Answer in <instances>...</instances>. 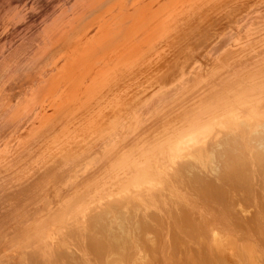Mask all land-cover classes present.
I'll return each instance as SVG.
<instances>
[{"label": "rangeland", "instance_id": "1", "mask_svg": "<svg viewBox=\"0 0 264 264\" xmlns=\"http://www.w3.org/2000/svg\"><path fill=\"white\" fill-rule=\"evenodd\" d=\"M263 63L264 0H0V223L4 225L8 219L12 222L11 232L6 230L8 225L1 228L0 224L3 235L7 233L0 238V259L12 257L17 242L28 244V250L14 254L11 261L28 264L26 254L36 245L31 243L29 248L28 235L44 223L33 213L43 209L44 213L49 210L57 215H52L57 217L55 224L45 223L47 230L43 228L45 233L50 232L46 242L53 239L56 245L63 244L57 248L56 264H83L86 256L92 257L93 264H99L101 259H96L93 252L78 251L80 235L84 233L79 229V220L90 209L94 208L91 215L96 216L111 200L137 194L139 190L135 192L136 188L127 187L126 183L128 178L139 175L131 168L139 167L140 171L146 168V161L149 166L153 163L152 159H144L146 153L139 161L114 166L120 156L130 150L136 153L140 146L147 149L148 141L159 139L156 136L160 132L171 133L162 130L164 120L193 109L196 101L214 90L232 99L239 95V109L251 106L264 111V89L243 92L242 81L241 85H230ZM143 164L145 168H140ZM110 170L116 171L111 173L115 176L109 175ZM117 176L119 182L115 183ZM75 200L78 202L72 207L74 211L71 207L66 210ZM151 208L130 210L137 216L138 212L141 216L140 212L162 211ZM240 209L235 208L238 214ZM245 209L254 211L251 206ZM237 213L239 220L241 213ZM133 214L129 210L121 212L112 222L109 232L114 231V243L131 241L133 227L129 228L132 224L128 225V221ZM30 215L33 216L28 222ZM73 221L79 222L75 224L78 228ZM231 225L241 235L235 237L237 243L226 239L233 246L230 249L239 253L240 246H244L252 252L248 257L264 255V245L255 248V239L236 245L245 233L254 234V227L247 232L239 224ZM231 225L229 229H233ZM147 229L149 234L141 230L136 241V246L140 245L136 251L142 252V257L133 247L121 264L128 259L133 262L132 255L136 254L140 259L134 256L133 264L137 260V264H144L146 258L150 261L152 255L148 254L149 258L145 253L152 254L151 249H146V240L142 243L139 239L154 236L155 230L152 228L150 233ZM99 231L94 228L93 234ZM113 235L108 233L109 238ZM194 240L186 241L182 247L179 240L174 243L177 249L181 247L179 250L161 257L163 261L156 260L159 255H153L149 263L191 264L190 259H208L214 251L213 258L223 254V248H216L214 242L210 245L211 241L198 239L201 242L197 244ZM195 244L198 251L204 248L207 254L198 252ZM143 247L147 252H143ZM194 249L200 254H195ZM224 249L227 252L226 246ZM256 261L259 263L257 259L254 264ZM207 264H213V260Z\"/></svg>", "mask_w": 264, "mask_h": 264}, {"label": "bare ground", "instance_id": "2", "mask_svg": "<svg viewBox=\"0 0 264 264\" xmlns=\"http://www.w3.org/2000/svg\"><path fill=\"white\" fill-rule=\"evenodd\" d=\"M163 30L166 29L164 28ZM245 76L247 77H244V79H241L240 81L239 79L233 80L230 85L233 86L236 84L235 86H237V84L241 85L242 83H244L245 87L243 89V92H245L246 90L251 91L254 89H256L257 91H261V89H264V63L260 64L257 70L249 71L248 74H245ZM220 92L221 91L219 90H214L213 92H211V94L202 98L200 101L198 102L196 101L193 109L189 111H183L182 114H179L175 118L165 119L162 125V130L164 129L165 131L168 130L172 132L171 133L160 132L161 133L160 136H158L159 134L156 136L159 137V139H154V140L152 139L153 142L148 141L146 145V147L148 146L147 149L143 148V146H140V148L138 149V151H136V153H133V151L130 150L129 152L124 153L120 156L119 160H117V163L114 166L119 167V165L124 166V164L126 166L129 160L130 161H137L138 159L141 160L143 157L142 155L146 153L148 155L144 159L148 161L152 159L153 163L150 162V166H149L148 164L149 162L146 161L144 163L146 168L144 167L143 164V166H140V168L143 167L145 169H140V171L138 170L139 167H136V169L138 168L137 170L139 172L134 168L135 166L131 168L133 172H137L139 175L132 176V178H128V181L126 180V183L128 184L127 187L134 186L136 188V189L134 188L136 190L135 192H137L138 189L139 192H137V194L136 193L131 194V191H128L133 196L124 198L123 196L118 197L117 194L119 192H117L116 194L117 196L116 195L115 196L118 198L115 200H111V202L109 203L107 202L108 204L104 206L105 208L103 207L102 210H100L101 212L99 214L96 212L97 213L96 216L91 215V213L94 212L93 211L94 208H93L92 210L90 209V211L87 214H85L87 216L83 215L81 217L82 219L79 220L80 225L78 224V226H80L79 229L82 228L80 230L84 233H82L83 235H80L81 240H79V245H78L80 246V249L78 250L80 253L83 252L87 253V251L93 252V254L95 255L94 257L96 258L97 256L96 259L99 260L101 259L100 262L102 264H121L123 263L122 262L123 258H124V262L126 261L125 256H130L132 253L131 251L134 250L135 252L138 249V247H140L139 244L138 246H136L137 245L136 241L138 239L140 232L142 233V231L144 232V230H146L145 232H147L148 230L147 228H150V233L151 231L153 232V230H155L153 232L154 236L151 235L150 239H149L150 235L149 237L147 236L148 240L145 239L146 236L144 237V240L142 237L141 238L139 237V239L142 241V243L143 241L146 240L145 242L147 243V245H149V248L146 247V249L149 250L151 249L150 251L152 252V254L150 252L148 253L146 249L144 250V247L147 246L145 245L143 247L144 250L143 252L144 253L145 251L147 252L145 254L147 255L149 254L150 257L151 255L152 257H155L153 255L160 256V258L157 257L156 260L163 261V258H165L164 256L171 253V251H173L174 249L176 250L178 247L175 244H178L179 240L181 241V243H179L178 245L182 247L183 244L184 246L186 245L185 244L187 243L186 241L191 243V241L189 240L196 239L198 244V242H201L198 239H204L211 241L209 243L210 245H213V242L214 245L217 244L216 248L221 246L219 248H223L224 251H225L224 246H226L227 252L223 251V254H220L221 255L220 257H218V255L216 257L215 255L213 258L212 254L215 253L214 251L213 253H211L212 256L211 258L213 259L208 258L202 260L201 259L202 257L201 258L197 257V260L187 259L190 261L191 264H205L206 260L207 263H209V261L211 263V261L213 260V264H250L251 262L254 264V261L257 259L259 263H257L256 261L255 262L256 264H264V258H262V256L264 255L260 254L256 258V256L253 257L251 254V257H248L250 253H252L250 250H247L248 248H244V246H240L242 248L240 250L241 252L239 253L234 252L232 250L233 246H229L230 243L228 244V241L225 242L227 238H231V240L233 239L237 243L238 240L235 237L236 236L239 237L241 233L238 232V234L240 233L238 235L237 231L239 230L235 231L234 230L235 227L231 225V223H236L244 227L243 229L246 230L247 232H250V228L252 229L253 227L255 231L254 234L250 232L252 235H249L250 233H245L246 232L245 231L244 232L245 236L248 238H245V236L244 237L241 236L239 238V242H238L239 244L236 245H240V242H244V241L246 242L248 239L249 241L255 239V241L253 240L254 244L256 245L255 248H257L258 244L261 246L264 245V111L258 110L256 108H251V106L249 107V109L247 107H246L247 109H243V110L239 109L238 105L241 104L239 100V95L235 96L232 99L224 96V92L223 93ZM172 123H174V125L180 124L181 126L173 128ZM207 126H210L208 128L211 132L208 130ZM156 141L158 142L156 143ZM153 143H155L154 147H152ZM93 161L94 160H92V162ZM153 165H155V167ZM111 173L115 174L116 171L110 170L109 175L112 176L114 174ZM127 173L128 172H126V174ZM131 175L133 174L131 173ZM117 178L118 176L116 177L115 183L119 182ZM118 199H122L124 202L120 203ZM115 201H117V203ZM72 202H73L72 204L68 202L69 203L68 208L67 206L66 207L64 206V209L67 208L66 210H69L70 207L71 208L74 207L78 201L75 200ZM146 206L149 209V211L151 207H153V209L159 208L160 211L162 209V211L159 213L157 211L158 209H155L157 211L156 213L158 214H156L155 211L153 212V214L152 212H150V214L149 213L142 214V212H140L141 216H139V212H138V216L137 214H135V212H134L135 215L131 213L133 212L131 211L132 208L133 210H135L134 208L137 209L139 207L145 208ZM238 206H240L241 208L240 209L241 214L239 213L241 216L239 220L236 218L237 211L235 210V208ZM245 206L247 207L251 206L254 211L253 212L247 211V209H245ZM44 209H46V207ZM72 209L74 211L75 208ZM148 209L146 210L148 211ZM124 210L126 211L129 210L130 214H133L130 217V219L128 218L129 221L127 220L128 225L132 224V226H130L129 228L133 227L131 231V239H130L131 241L127 243L123 239L122 242L114 243L115 241L114 239H116V238L113 239V237H115V235L112 234L114 233V231H112V233H110L109 231L110 229H112V222L114 221L116 216L119 217L121 215V212L122 213L126 212ZM48 211L44 213L43 209H38V211L33 213L34 216L30 215V217L28 216V218L26 219L28 221L29 218L33 216L36 219L42 220L44 222V223L41 222L42 227L40 226L41 224H39L37 225V228L35 227L36 229L33 230L30 229L31 233L28 235V237L31 238L29 241L30 243L29 248L30 246L33 245L31 243H34L36 245L31 247L32 252L30 254L28 253L30 250L27 252L29 255L26 254V256H29V259L27 260L28 264H56L54 260L58 259L59 257L56 251L58 250L57 248L62 247L63 244H61V246L56 245L57 242L53 239L50 242H48L50 239L49 238L50 232L45 233L47 232L45 231V229L47 228L46 226L48 224H55L57 218V217L54 218V216H57L55 212H48ZM123 215H125V213ZM126 215L127 217L129 216L128 214ZM120 219L122 221V218ZM26 220L24 221L26 222ZM73 222L75 226V224H77L76 222L78 221H73ZM119 223L117 225H119ZM223 223L226 224L223 225ZM0 224L2 225L1 228H6L8 225V228H6V230L9 229V232H11L10 231L12 225L11 220L9 219L7 221L5 220L4 225L2 223ZM120 224H122V222ZM218 225L221 226L219 227L222 228L221 229L222 231H218V229H220V228L217 229ZM230 225L233 227V229H229ZM44 227L45 229H43ZM75 227L78 228L77 225ZM76 228L75 230L77 231L78 229ZM94 228L96 229L98 228L100 230L99 231L100 233L97 235L93 234ZM152 228L153 230H151ZM91 231L93 235H91ZM78 232L81 233L79 230ZM148 232L147 234H149ZM108 233L113 235L112 237L110 236V238L113 239V243H111L110 240L112 239L108 237ZM6 235L7 233L6 234L4 233L3 235V232L0 231V238L5 237ZM64 236H65V232H64ZM128 237L130 238V236ZM46 239H48L47 242ZM196 240L192 242L194 243ZM145 242L144 244H146ZM158 242H160V245L157 244ZM65 243L66 242H64V244ZM204 243L205 246H207L206 244L208 243L206 241ZM16 245L17 246L13 248L15 249L14 252L15 255H19L20 252L22 253L21 250H25V251L28 250L27 249L28 244L25 245L20 243L17 244L16 242ZM195 245L194 247L196 248L197 245L196 246ZM202 246L204 245H201V247ZM133 247L135 249H133ZM201 247L200 249H202ZM231 247L232 249H230ZM246 247H248V245H246ZM209 248H211V246H209ZM196 249L198 251L199 246ZM211 249L209 251H211ZM200 251L205 252L204 248ZM216 251H218V249ZM137 252H138V256L139 254L142 253V252L139 253V251H136L135 253ZM191 253L190 255L192 258L193 256ZM196 253L197 252L195 250V254ZM14 254L12 255V257H4L6 259V260L4 259L5 261L2 259H0V261L1 262L4 261L2 262V264H22L23 262L13 263V261H11L12 258L15 256ZM66 255L67 254H65V256ZM147 255L145 257H147ZM176 255L178 256V254ZM134 256H137V254L132 255L133 262L128 259L126 264H130L129 262H131L132 264L136 262L134 261L136 260L135 259L136 257L134 258ZM138 256L137 259H140L138 258ZM171 256L175 258L173 253L171 254ZM189 257L190 256L188 253V258ZM91 258L92 257L87 259L86 256L84 258L86 260L83 261V264H93L94 262H90L92 261L90 260ZM151 258L149 262H151L152 260ZM250 258H252V260ZM144 259L141 261H144ZM146 259L147 260L146 262H144V264L147 263L151 264L147 262L149 259L148 258ZM138 261L139 260H137V263ZM58 262L60 264L61 261ZM100 262L98 263L100 264ZM81 263L82 261H80V264ZM156 263L158 264L159 262L156 261ZM172 264H174V261L172 262Z\"/></svg>", "mask_w": 264, "mask_h": 264}]
</instances>
